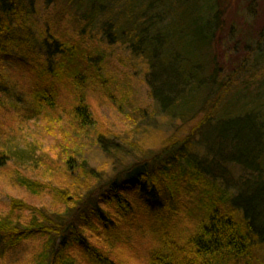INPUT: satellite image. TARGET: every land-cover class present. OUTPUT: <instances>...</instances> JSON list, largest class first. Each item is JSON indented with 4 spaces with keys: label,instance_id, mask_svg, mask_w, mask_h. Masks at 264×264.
<instances>
[{
    "label": "trees",
    "instance_id": "trees-1",
    "mask_svg": "<svg viewBox=\"0 0 264 264\" xmlns=\"http://www.w3.org/2000/svg\"><path fill=\"white\" fill-rule=\"evenodd\" d=\"M38 4L45 5L42 13ZM260 5L0 0V57L14 52L30 62L12 56L24 65L30 103L23 107L0 75V170L27 156L4 142L16 116L55 122L66 115L78 140L91 137L93 125L101 142L124 133L111 123L97 124L93 104L107 102L135 127L145 105L135 90L139 73L154 110L177 122L159 153L106 186L85 161L76 166L81 148L65 136L54 143L56 161L42 157L28 178L13 172L29 196L0 205V264H131L129 256L139 264H264V224L250 206L264 201V184L259 195L256 185L246 191L224 184L192 158L191 149L205 129H213L216 169L223 174L230 162L246 173L240 180L248 183L252 174L264 179ZM39 17L47 22L37 32ZM37 45L46 64L32 52ZM221 126L227 129L217 133ZM255 152L261 154L258 168L251 160Z\"/></svg>",
    "mask_w": 264,
    "mask_h": 264
},
{
    "label": "rangeland",
    "instance_id": "rangeland-1",
    "mask_svg": "<svg viewBox=\"0 0 264 264\" xmlns=\"http://www.w3.org/2000/svg\"><path fill=\"white\" fill-rule=\"evenodd\" d=\"M232 1L235 3L238 0ZM259 2L261 3L260 18L262 19V22H264V1L259 0ZM38 7L39 13H42L45 10L44 4H38L37 8ZM40 17L36 20L37 32L39 28L42 29L45 26L46 20ZM40 51H42V46L37 45L32 52L37 56L36 59L39 62L45 63V59ZM13 53L10 56L8 55L9 57L5 60H3V56L0 57V75H5L11 91L13 92L14 101L17 102L19 106L23 107L28 104V102L30 103L29 95L27 94L26 96L24 93L26 88L22 85L26 81V78L23 77V75H25L23 74V67L27 63L30 64V62L26 57H16ZM12 56L17 59H21L20 62L24 65L17 64V59L12 58ZM20 81H22V83H20ZM163 83H165V80ZM135 85V90L139 96L138 101H142V104L145 103L144 112H142L141 117L139 116L135 127L134 125H130L132 122H124L125 116L119 115V106L115 107L116 109L113 108V110L110 107L111 105L107 102L102 104L96 102L93 104L95 114L97 113L95 118L98 125H103L102 123H111L114 127H117V130L121 127L124 129L122 131L124 133H119V136L113 137L114 139L112 137V139H109V137L108 139L105 138L101 142L97 141L99 138L97 139L94 136L97 131L95 127L91 125L89 126V134L92 136H88L86 139L83 138L82 142L76 138L77 130L73 128L71 122L69 123V119L66 115L59 119V121L55 122H52L51 119L44 118L43 116L31 119V121L26 120L23 122L18 116L14 117L18 120V124H15L14 128L8 134H5L4 139L6 140L4 142L11 143V148L17 149L20 153H27V156H25V160H22V162L15 160L19 163V165L17 163L8 165L5 169L0 170V205L8 206L12 199L24 200L29 196L25 188L17 186L15 176L12 173H18L22 177L28 178L31 177L29 173H35V171H33V164L35 165V163L39 162L42 157L47 158L46 160L49 158L50 162L56 161L58 154L55 150L54 143L59 142L58 140L61 139V136H65V138L68 137V140L74 148H81L80 151L77 149L79 156H76L75 159L76 166L78 165L79 167V163L81 164L85 161L89 169L95 171L96 173H100V183H102L101 186H106L108 182L117 174L123 175L132 169L136 164L151 160L150 158L152 155L159 153L164 148L165 141H167L169 137L174 134L177 122L170 124L168 116H165L164 113L160 114L159 111L154 110L156 108L155 100L150 95L147 80L143 79L141 73L136 76ZM253 89H255V86ZM171 103L172 102L170 100V104ZM50 127L51 129H54L52 135H48L47 132H43L45 128ZM222 128L223 126L220 128L216 127V132H225V129H227L226 126L223 129ZM212 130L213 129H205V131L195 139L196 141H194V146L191 148L192 155L195 154L192 158H194L203 169H206L208 173L223 180L224 184H227V182L231 184L238 183L237 186L241 188V190L243 188L246 191H248L250 187L252 188L253 185H256L258 190L255 191V195H259V193H261L259 190L262 189L264 184V179L261 183L258 179V176H261L260 174H252V176L249 177V182L247 183L240 180V177L244 176L246 173H244L242 167L236 164L230 162L223 164L225 165V167H223L225 174H222L218 169H216L215 163L219 162V159L218 155L214 152L215 148H213V145L216 147L215 143L217 142L213 140L215 136L212 133ZM126 132L129 134H125ZM178 135L179 138L184 136V134ZM73 138L76 140L74 141ZM260 158L261 154L255 152L253 158L251 159L254 167L258 168V161ZM231 188H233V186ZM253 197L254 196H252V198ZM250 206L254 207L258 214L262 216L261 222L264 224V201L259 203L254 200ZM7 256V259H12V254L10 255L8 253ZM135 260L136 259L132 256H129L131 264H139V262L137 260V262H135Z\"/></svg>",
    "mask_w": 264,
    "mask_h": 264
}]
</instances>
